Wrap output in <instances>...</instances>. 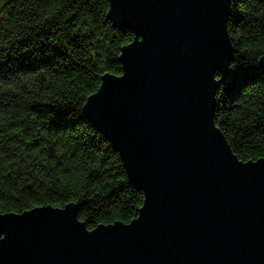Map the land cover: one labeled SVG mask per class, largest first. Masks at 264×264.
Listing matches in <instances>:
<instances>
[{
    "label": "water",
    "instance_id": "water-1",
    "mask_svg": "<svg viewBox=\"0 0 264 264\" xmlns=\"http://www.w3.org/2000/svg\"><path fill=\"white\" fill-rule=\"evenodd\" d=\"M109 1L134 37L83 111L143 206L92 230L73 203L0 214V264H264V155L239 160L214 117L232 1Z\"/></svg>",
    "mask_w": 264,
    "mask_h": 264
},
{
    "label": "trees",
    "instance_id": "trees-1",
    "mask_svg": "<svg viewBox=\"0 0 264 264\" xmlns=\"http://www.w3.org/2000/svg\"><path fill=\"white\" fill-rule=\"evenodd\" d=\"M229 76L215 125L243 162L264 155V0H231ZM109 0H0V214L77 204L92 230L129 223L144 193L84 115L102 76L120 75L129 29L106 19Z\"/></svg>",
    "mask_w": 264,
    "mask_h": 264
}]
</instances>
